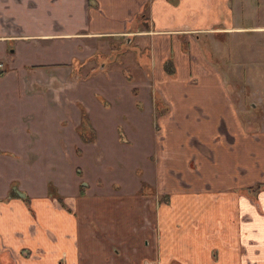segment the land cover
<instances>
[{"label": "crops", "instance_id": "1", "mask_svg": "<svg viewBox=\"0 0 264 264\" xmlns=\"http://www.w3.org/2000/svg\"><path fill=\"white\" fill-rule=\"evenodd\" d=\"M230 3H221L227 21L204 26L202 4L182 9L179 0L183 14L194 12L193 22L159 27L178 16L166 0H0V151L16 153L0 155V169L14 161L26 166L25 151L34 149L24 142L40 125L34 112L43 128L81 123L67 115L53 122L68 90L97 92L89 88L99 73L84 72L81 61L124 42L132 51L144 45L151 68L141 76L133 56L138 77L126 83L133 115L124 119L133 121L136 144L133 157L117 155L118 169H125L112 183L102 173L79 176L77 166L45 174L27 165L29 173L18 176L23 197L0 171V264H264V130L243 122L202 43L207 33L249 29L236 23ZM74 58L78 66L70 69ZM47 97L59 101L55 108ZM72 100L85 110L80 96ZM145 126L154 138L150 153L146 142L137 146ZM136 156L141 171L133 175ZM48 160L67 165L62 157ZM80 181L87 183L83 195ZM49 182L60 201L49 197Z\"/></svg>", "mask_w": 264, "mask_h": 264}, {"label": "rangeland", "instance_id": "2", "mask_svg": "<svg viewBox=\"0 0 264 264\" xmlns=\"http://www.w3.org/2000/svg\"><path fill=\"white\" fill-rule=\"evenodd\" d=\"M166 1L171 7L170 10L176 12L178 16L168 15L165 17L168 20L158 23L159 27L170 26L175 23H179V25L188 24L190 17L192 18L191 22H193L194 12L190 15L189 11L185 9V14H183V11L177 6L179 0ZM190 2L202 4L199 16L200 25H221L229 19L225 12V6L221 3L228 2L232 5L230 0H181L182 9ZM233 3L236 23L242 27H249V29L232 34L221 32L218 35H212L207 33L202 35V43L225 77L229 95L243 122L251 130L260 129L261 131L264 130V0H233ZM239 7H243L240 14ZM134 55V61L136 60L135 62L138 63L139 74L147 76L148 72H151V68L147 60L149 57L148 50L144 45H141L138 50L133 49L132 51L130 46L125 45L124 42L121 46L113 44L111 47L107 46L102 53L91 61L86 62L87 59L81 61L86 62L83 65V67L86 66L84 72L89 70V75L93 77L99 73L92 80L89 88V91L96 90L97 92L70 95L68 90L66 94H63L62 101H64L61 102L62 104H57L59 101L56 102L52 97H47L50 106L55 108L54 105L57 104L54 114L57 118L54 116L56 119L53 121L54 123L61 122L63 116L67 115L72 120L80 118L81 123L79 125L72 126L70 124L68 128L64 129L54 126L50 129L43 128L40 123L41 120H39L40 112L33 113L34 122L40 125L38 129H32L34 138L24 142L23 148L31 146L34 149V152L25 151L24 156L27 158L23 163L26 166L21 165L20 167L18 161H14L13 165L9 162L11 165L2 166L0 169L8 176V179L12 180L11 183L17 186V194L20 192L24 197L23 192L18 189V176L19 173H29L28 168H26L27 165L32 171H35L34 167L38 165L41 173L45 174H55L62 171L68 174L70 168L75 169L77 166L78 170H84L86 176L94 178L99 175L98 173H102L105 175V179L111 183L114 177L124 174L125 168L118 169L121 163L119 159L116 160L117 155L120 158L121 154L127 153L128 157H133V145L136 144L133 139V134L136 133V129L132 128L133 121L129 117L124 119V113L133 115V110L130 109L132 96L126 83H130L132 75L133 78L138 77L131 66ZM77 62V58H74L68 65L70 69L76 68ZM70 87L71 85L64 86L63 93ZM100 87L104 88V91ZM73 96L82 98L85 110L81 109L80 103L72 100ZM6 98L11 103L16 99L10 95ZM38 99L39 103H42L45 96L41 95ZM156 110L155 113L162 112L159 108ZM82 112H84L83 115ZM157 117L155 116V119ZM155 124H153L151 131L153 136ZM86 125L91 128V132ZM121 131L131 137L132 143L121 141L123 140ZM117 132L120 135V140L117 137ZM148 132L145 126L136 134L137 146L140 147L146 142L144 147L146 151L150 149L152 139L154 141ZM128 135L127 138H129ZM155 145H157L156 140ZM151 151L152 148L149 153ZM3 154L12 157L16 153L0 151V155ZM49 157H58V159L62 157L67 165L63 166V160L49 161ZM98 158L101 160L99 161ZM55 162H57L56 169H51V165H54ZM140 165L137 156L136 159L133 158V175L135 172L136 174L139 172ZM4 167H7L8 170H5ZM11 168L14 169L11 170ZM50 184L49 182L48 187ZM85 184L87 183L85 182ZM13 193L10 189L7 198L9 194L12 197Z\"/></svg>", "mask_w": 264, "mask_h": 264}, {"label": "trees", "instance_id": "3", "mask_svg": "<svg viewBox=\"0 0 264 264\" xmlns=\"http://www.w3.org/2000/svg\"><path fill=\"white\" fill-rule=\"evenodd\" d=\"M125 45L128 46V44H125ZM97 53H98V52H97ZM97 53H94L91 57H89V58L87 59L86 62H88L89 60L91 61V59L96 58L97 55H98ZM86 62H85V63H86ZM85 63H82V64H85ZM83 113H84V112H82V115H83ZM157 114H158V113H157ZM76 172H77V174H78L79 176H81V172H80V170H78V168L76 169ZM86 187H87V184H85L84 181H80V184H79V194H80V195H83V194H84V191H85V188H86ZM147 187H148L147 183H145L144 181L141 182V187H140V191H139V192H141V193L144 192V191L146 190ZM256 188H259V187H256ZM48 195H49V197H51V198H56V199H58V201L61 200V197L57 195V192H56L55 188L52 186V184H50L49 187H48ZM8 197H11V195L9 194Z\"/></svg>", "mask_w": 264, "mask_h": 264}, {"label": "built area", "instance_id": "4", "mask_svg": "<svg viewBox=\"0 0 264 264\" xmlns=\"http://www.w3.org/2000/svg\"><path fill=\"white\" fill-rule=\"evenodd\" d=\"M2 66H3L2 63L0 62V68H1Z\"/></svg>", "mask_w": 264, "mask_h": 264}, {"label": "flooded vegetation", "instance_id": "5", "mask_svg": "<svg viewBox=\"0 0 264 264\" xmlns=\"http://www.w3.org/2000/svg\"><path fill=\"white\" fill-rule=\"evenodd\" d=\"M126 44V43H125Z\"/></svg>", "mask_w": 264, "mask_h": 264}]
</instances>
